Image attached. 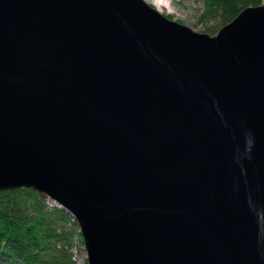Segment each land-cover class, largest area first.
Masks as SVG:
<instances>
[{"label":"water","instance_id":"95a60500","mask_svg":"<svg viewBox=\"0 0 264 264\" xmlns=\"http://www.w3.org/2000/svg\"><path fill=\"white\" fill-rule=\"evenodd\" d=\"M86 264H264V4L216 34L142 0H0V190Z\"/></svg>","mask_w":264,"mask_h":264},{"label":"trees","instance_id":"16d2710c","mask_svg":"<svg viewBox=\"0 0 264 264\" xmlns=\"http://www.w3.org/2000/svg\"><path fill=\"white\" fill-rule=\"evenodd\" d=\"M201 19L209 35L248 6L263 0H203ZM78 225L33 188L0 190V264H76ZM84 264L86 261L84 260Z\"/></svg>","mask_w":264,"mask_h":264},{"label":"rangeland","instance_id":"374dc122","mask_svg":"<svg viewBox=\"0 0 264 264\" xmlns=\"http://www.w3.org/2000/svg\"><path fill=\"white\" fill-rule=\"evenodd\" d=\"M166 7H163L159 12L167 19L175 21L181 25L190 28L197 33H205L204 29L211 22H206L201 19V13L204 9L203 0H162ZM147 4V3H146ZM264 4V0H263ZM153 7L152 5L148 4ZM79 232V230H78ZM80 234V232H79ZM80 242L82 241L79 236ZM81 249H77L76 264H84L86 261V252L83 247V243L79 244Z\"/></svg>","mask_w":264,"mask_h":264},{"label":"bare ground","instance_id":"6f19581e","mask_svg":"<svg viewBox=\"0 0 264 264\" xmlns=\"http://www.w3.org/2000/svg\"><path fill=\"white\" fill-rule=\"evenodd\" d=\"M143 2L153 6L155 10L160 12L163 7H166L162 0H142Z\"/></svg>","mask_w":264,"mask_h":264}]
</instances>
